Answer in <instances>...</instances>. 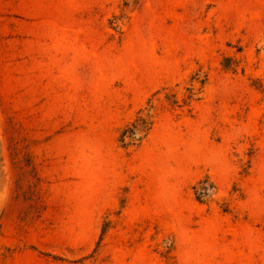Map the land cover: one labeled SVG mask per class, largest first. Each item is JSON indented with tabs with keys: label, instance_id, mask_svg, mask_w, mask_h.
I'll return each instance as SVG.
<instances>
[{
	"label": "rangeland",
	"instance_id": "374dc122",
	"mask_svg": "<svg viewBox=\"0 0 264 264\" xmlns=\"http://www.w3.org/2000/svg\"><path fill=\"white\" fill-rule=\"evenodd\" d=\"M0 264H264V0H0Z\"/></svg>",
	"mask_w": 264,
	"mask_h": 264
},
{
	"label": "trees",
	"instance_id": "16d2710c",
	"mask_svg": "<svg viewBox=\"0 0 264 264\" xmlns=\"http://www.w3.org/2000/svg\"><path fill=\"white\" fill-rule=\"evenodd\" d=\"M152 121L151 116L144 111L138 113L137 119L134 121L131 127L125 129L121 135V141L125 143V140L129 137L135 139L139 133L147 132L151 129Z\"/></svg>",
	"mask_w": 264,
	"mask_h": 264
}]
</instances>
